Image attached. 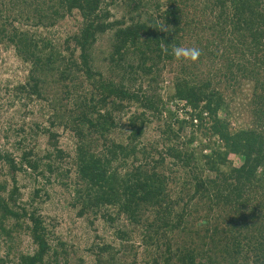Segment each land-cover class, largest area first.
<instances>
[{
    "label": "trees",
    "instance_id": "16d2710c",
    "mask_svg": "<svg viewBox=\"0 0 264 264\" xmlns=\"http://www.w3.org/2000/svg\"><path fill=\"white\" fill-rule=\"evenodd\" d=\"M116 1L0 0V52L13 48L30 68L19 100L55 105L52 125H36V137L48 139L43 159L23 149L26 139L16 154L0 146V239L34 247L12 264H69L70 256L39 212L44 188L20 202L23 173L73 187L81 218L134 227L116 231L120 247L91 248L95 264H125L132 253V264H264V0H125L126 15L114 19ZM76 16V30L45 36ZM107 34L104 71L95 53ZM177 47L202 54L177 58ZM246 92L254 121L236 126L221 114ZM154 125L158 139L147 140ZM57 129L75 139L74 155L59 147Z\"/></svg>",
    "mask_w": 264,
    "mask_h": 264
},
{
    "label": "rangeland",
    "instance_id": "374dc122",
    "mask_svg": "<svg viewBox=\"0 0 264 264\" xmlns=\"http://www.w3.org/2000/svg\"><path fill=\"white\" fill-rule=\"evenodd\" d=\"M127 1V0H126ZM125 0H117L115 5L111 6V12L114 19H121L125 13ZM111 3V0H107ZM79 25V18H69L58 30L53 32L52 35L45 34L50 39L62 38L70 31L76 30ZM112 35L107 34L102 36L96 46V64L99 69L105 71L106 62L110 53ZM165 76V82L159 87L158 92L166 97L171 92L170 81ZM30 80V68L23 64L20 58L16 55L13 48L5 49L1 48L0 52V146L4 150H8L10 153H18L14 149V144L23 141L22 146L26 152L30 149L34 150V159H43L46 155L48 148L47 136L41 135L36 137L35 131L37 130L36 125H42L41 128L49 127L53 122V109L55 105H52L49 101H38L33 102L20 101L19 94L15 92V89L21 85H25ZM47 94L52 101L53 91L57 94L58 87L54 84L53 80H49ZM251 90L253 87H247ZM51 92V93H50ZM60 92V91H59ZM61 93V92H60ZM59 93V97L61 94ZM241 94V93H240ZM238 95L235 97V101H231L227 109L221 114L225 116L230 114L233 117V122L236 126L248 127L251 126L254 118L250 112L249 100L251 98L249 92L244 93L246 96ZM248 95V96H247ZM231 100V98H230ZM174 112H178L179 118H182L184 114L178 109L172 107ZM175 114V113H174ZM125 124V120L123 122ZM9 131L10 140L5 141V132ZM59 133V147L65 150L67 153L74 155L76 141L69 132H64L63 129H57ZM158 126H152L146 135L147 140L155 141L158 139ZM189 132V131H187ZM120 136L122 135L119 133ZM201 140H204L202 138ZM196 145V144H195ZM37 155V156H36ZM70 159H67L63 167H67ZM235 162L239 163L237 158ZM46 161H43L45 163ZM73 175H75L73 173ZM19 188H20V202L31 203L32 195L36 188H44L45 192L50 197L47 199L46 193L43 194V198L46 200L41 207V204L37 203L41 216L44 217L46 224L49 229L53 232L51 237L52 240L57 243V240L65 242L70 250V256H68L69 264H77L81 260H85L89 264H95L93 262V255L90 253V249L94 248L98 244H112L113 246L120 247V241L116 238V231L126 227L128 231L134 230V227H129L125 221H118L114 224L103 219V215L98 216L87 215L85 217H79V208L74 205V195L66 188L60 185L59 181L55 178L51 179V183L47 184L45 181L38 179V183L34 182V179L26 174H19ZM41 180V181H40ZM65 182L72 183V180H65ZM73 186V185H72ZM69 188V189H70ZM13 243L7 242L5 239H0V254L1 256L8 257L7 262L12 264L14 259L20 253H31L34 247L31 245L29 239L25 237H17ZM138 246V240H136ZM13 244V245H12ZM12 247L11 256H8L9 248ZM143 252V250H140ZM7 254V255H6ZM124 255V254H123ZM122 255V256H123ZM121 257V255H119ZM133 253L129 254V257L125 256L126 263H133ZM142 257V256H140ZM141 262L144 259L140 260ZM68 264V263H61Z\"/></svg>",
    "mask_w": 264,
    "mask_h": 264
},
{
    "label": "clouds",
    "instance_id": "9594fccd",
    "mask_svg": "<svg viewBox=\"0 0 264 264\" xmlns=\"http://www.w3.org/2000/svg\"><path fill=\"white\" fill-rule=\"evenodd\" d=\"M174 53L177 58L183 57V58L191 59L193 61L198 59L202 54L201 50L198 48L186 49L183 47H177L174 50Z\"/></svg>",
    "mask_w": 264,
    "mask_h": 264
}]
</instances>
